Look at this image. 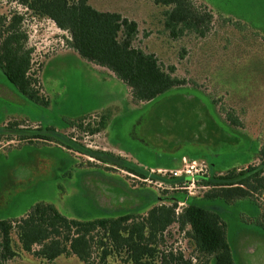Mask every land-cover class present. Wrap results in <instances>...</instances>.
I'll return each instance as SVG.
<instances>
[{
  "label": "rangeland",
  "instance_id": "obj_1",
  "mask_svg": "<svg viewBox=\"0 0 264 264\" xmlns=\"http://www.w3.org/2000/svg\"><path fill=\"white\" fill-rule=\"evenodd\" d=\"M88 2L135 21L133 45L154 54L165 71L174 67V75L187 84L135 104L123 82L66 47V33L24 14L14 2L0 1V14L24 15L27 47L33 51L31 72H36L46 102L38 105L16 94L0 71V220L19 219L36 203L51 204L61 215L81 221L142 215L153 197L162 200L154 204H169L168 197L180 195L220 215L236 264H264V228L254 224L259 213L253 202L206 199L200 172H184L185 163L192 162L205 165L209 176L258 163L264 141V0H195V6L202 2L214 16L204 39L188 34L171 39L163 28L166 8L150 1ZM220 106L234 112L240 128L226 123ZM101 117L104 128L93 136L71 126ZM13 123L20 126L8 129ZM38 127L63 144L70 140L112 154L156 179L143 181L54 142L18 141ZM47 127L57 135L46 132ZM8 137L13 140L7 142ZM169 171L180 174L173 177ZM14 241L17 256L1 264H83L74 257L40 260ZM164 242L165 250L193 256L176 224L166 230ZM109 264L127 263L118 259Z\"/></svg>",
  "mask_w": 264,
  "mask_h": 264
},
{
  "label": "trees",
  "instance_id": "obj_2",
  "mask_svg": "<svg viewBox=\"0 0 264 264\" xmlns=\"http://www.w3.org/2000/svg\"><path fill=\"white\" fill-rule=\"evenodd\" d=\"M4 1L16 3L33 19L49 20L66 33V47L123 82L135 104L150 102L187 84L185 79L174 75V67L165 71L154 54L133 45L138 34L137 23L117 12L97 10L88 0ZM145 1L166 8L162 14L163 28L171 39L185 34L204 39L211 30L214 16L202 2L197 7L195 0ZM23 22L24 15L18 12L0 14V71L16 94L45 105L39 95L36 72H31L33 51L27 47ZM219 112L230 127H241L233 111L220 106ZM104 120L101 117L98 122L85 126L82 122L71 126L93 136L104 128ZM9 126L8 129L20 124ZM32 131L33 134L18 136V141L54 142L143 181L150 176L141 168L128 167L125 160L112 154L85 149L70 140L68 145L63 144L54 136L44 135L40 127ZM45 131L57 135L53 128L47 127ZM257 159V164L243 169L203 176L199 184L207 190L206 199H220L228 204L244 199L253 202L259 213L254 217V224L264 228V202L259 199L264 200V141L259 146ZM150 178L156 179L154 175ZM158 200L153 197L152 202L145 204L147 211L142 215L127 213L86 221L67 218L51 204L36 203L19 219L0 220V264L17 256L14 237L21 251L47 262L74 257L83 264H109L110 260L118 259L127 264H236L226 240V224L217 212L199 206L191 197L176 195L168 197L169 204H154ZM173 224L184 232L193 248L192 257H185L182 251L162 248L165 232Z\"/></svg>",
  "mask_w": 264,
  "mask_h": 264
},
{
  "label": "built area",
  "instance_id": "obj_3",
  "mask_svg": "<svg viewBox=\"0 0 264 264\" xmlns=\"http://www.w3.org/2000/svg\"><path fill=\"white\" fill-rule=\"evenodd\" d=\"M186 170L185 173H190L191 169H194V171L198 174L200 172L201 176H207L208 169L203 164H197L195 162H192L190 165H187L185 163ZM169 174H171L173 177L179 176V171H169Z\"/></svg>",
  "mask_w": 264,
  "mask_h": 264
},
{
  "label": "crops",
  "instance_id": "obj_4",
  "mask_svg": "<svg viewBox=\"0 0 264 264\" xmlns=\"http://www.w3.org/2000/svg\"><path fill=\"white\" fill-rule=\"evenodd\" d=\"M47 21H49V20H47ZM51 24H53L52 22H51ZM54 25V24H53Z\"/></svg>",
  "mask_w": 264,
  "mask_h": 264
}]
</instances>
